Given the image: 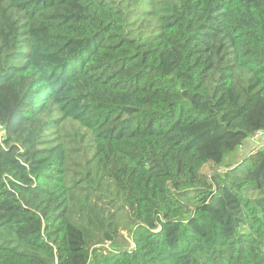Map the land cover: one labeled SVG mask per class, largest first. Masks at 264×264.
Instances as JSON below:
<instances>
[{"label": "trees", "instance_id": "trees-1", "mask_svg": "<svg viewBox=\"0 0 264 264\" xmlns=\"http://www.w3.org/2000/svg\"><path fill=\"white\" fill-rule=\"evenodd\" d=\"M0 124V264H264V0H0Z\"/></svg>", "mask_w": 264, "mask_h": 264}, {"label": "rangeland", "instance_id": "rangeland-1", "mask_svg": "<svg viewBox=\"0 0 264 264\" xmlns=\"http://www.w3.org/2000/svg\"><path fill=\"white\" fill-rule=\"evenodd\" d=\"M253 143H256L257 145L254 144L255 148H261L264 146V136H261L257 139H252ZM251 140L250 141H247V143H250L252 142ZM256 149V150H257ZM248 157L250 156L251 154H245V152L243 153H238L237 155H235L234 157H232L231 159H234V160H237V159H242L243 156ZM228 163L230 164H233V161H228ZM124 217V214L123 215H119V221L121 220V222L119 223V235H118V238L119 239V244L117 245L118 247H122V248H130L131 249V246L128 244L129 243V240H130V237H128V233H127V230H128V226H127V217L125 216L124 219H122ZM123 237V238H121ZM107 247V251L106 252H111L113 251L114 247H112V245L110 246L109 244L106 245ZM106 252H104V254H106Z\"/></svg>", "mask_w": 264, "mask_h": 264}, {"label": "built area", "instance_id": "built-area-1", "mask_svg": "<svg viewBox=\"0 0 264 264\" xmlns=\"http://www.w3.org/2000/svg\"><path fill=\"white\" fill-rule=\"evenodd\" d=\"M4 133V126L0 124V136H2V134ZM261 136H264V132H258L253 139H257ZM264 147V146H263Z\"/></svg>", "mask_w": 264, "mask_h": 264}]
</instances>
